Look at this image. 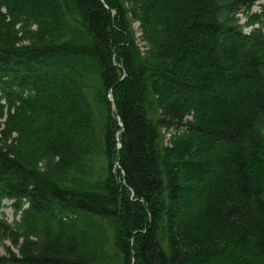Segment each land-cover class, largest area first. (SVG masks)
I'll list each match as a JSON object with an SVG mask.
<instances>
[{
	"label": "trees",
	"instance_id": "trees-1",
	"mask_svg": "<svg viewBox=\"0 0 264 264\" xmlns=\"http://www.w3.org/2000/svg\"><path fill=\"white\" fill-rule=\"evenodd\" d=\"M260 1L0 0V264H264Z\"/></svg>",
	"mask_w": 264,
	"mask_h": 264
},
{
	"label": "rangeland",
	"instance_id": "rangeland-1",
	"mask_svg": "<svg viewBox=\"0 0 264 264\" xmlns=\"http://www.w3.org/2000/svg\"><path fill=\"white\" fill-rule=\"evenodd\" d=\"M260 3H263V4H264V0H261ZM260 3H259V4H260ZM253 10H254V11H256V10H260L259 5L254 6V7H253ZM241 16H242V15H241ZM244 21H245V17L242 16L241 22H244ZM250 29H251V27H247V28H246V30H250ZM7 203H9V202H7ZM1 210L5 212V216H6V218L8 219L9 222H13V221H14V212H13V209H12L11 207L3 208V209H1ZM7 244H8V243H7ZM4 252H5V249L3 248V249L1 250V253L4 254Z\"/></svg>",
	"mask_w": 264,
	"mask_h": 264
}]
</instances>
